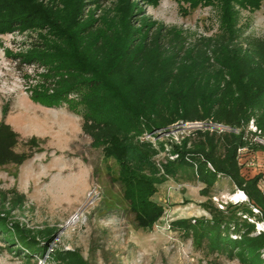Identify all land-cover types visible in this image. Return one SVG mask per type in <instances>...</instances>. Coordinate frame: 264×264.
<instances>
[{
    "label": "trees",
    "instance_id": "1",
    "mask_svg": "<svg viewBox=\"0 0 264 264\" xmlns=\"http://www.w3.org/2000/svg\"><path fill=\"white\" fill-rule=\"evenodd\" d=\"M146 1L156 4L158 0ZM176 1L182 9L197 3L216 4L223 9V22L235 13L232 3L264 7V0ZM83 7L82 0H77L62 14L54 0H0V33L43 32L30 51L16 55L21 63L45 68L50 91L34 93V98L49 107L66 101L71 107L76 102L83 105L81 129L92 147L116 159L118 180L131 197L135 220L142 229L153 227L163 213L162 205L152 197L166 175L195 179L202 184L200 194L207 197L200 206L208 216L177 218L171 227L191 237L197 248L204 245L209 252L240 264H264V231L256 228L257 222L264 223V189L259 187L264 174L245 177L238 160V149L245 146L264 152L263 145L251 143L246 135L251 119L264 133V38H240L228 22L217 35L192 41L175 27L159 25L147 30L146 26L154 24L146 21L140 26L124 21L121 27L100 28L92 19L84 20ZM73 95L76 102L69 99ZM206 119L240 130L194 129L170 149L162 142L155 146L141 138L145 131L179 121ZM40 142L35 137L23 139L0 120V166L22 164ZM19 143L25 151L15 149ZM161 151L166 175L158 174L153 160ZM223 178L242 190L247 200L219 209L211 196ZM9 192L0 191V232L22 264H36L47 254L51 264H89L76 248L58 246L47 251L57 230L53 226L35 231L18 223L9 227L8 205L12 208L25 200L23 194L12 191L10 197Z\"/></svg>",
    "mask_w": 264,
    "mask_h": 264
},
{
    "label": "rangeland",
    "instance_id": "2",
    "mask_svg": "<svg viewBox=\"0 0 264 264\" xmlns=\"http://www.w3.org/2000/svg\"><path fill=\"white\" fill-rule=\"evenodd\" d=\"M76 1L54 0V4L64 14ZM82 4L84 20L92 19L97 27H121L124 21L140 26L146 21L154 24L146 26L147 30L153 31L159 25L175 27L188 41L217 35L228 22L222 21V7L207 2L185 9L176 0H158L156 4L146 0H82ZM231 8L235 13L228 23L240 38H264L261 3H232ZM40 33L43 32L29 29L0 33V120L9 123L23 139L35 137L41 141L33 148V156L22 164L0 166V191L25 196L21 205H8L7 225L18 223L33 231L53 226L57 230L47 251L58 246L76 248L89 264H240L236 259L209 252L204 245L197 248L191 237L171 227V221L177 218L207 217L200 206L207 197L200 194L199 181L164 173V151L153 157L160 169L158 174L166 177L152 197L162 205L163 213L153 227L138 226L131 197L118 180L116 159L104 155L102 148L92 147L90 137L81 129L84 107L76 102L78 98L69 96L76 102L73 107L67 101L49 107L34 98V93L50 91L45 85V68L21 63L16 55L30 51ZM193 126L176 122L162 132L158 142L170 147V135L191 133ZM246 135L251 140L254 137L249 130ZM15 149L25 151L26 147L19 143ZM263 157L261 149L245 152L241 157L243 175L264 174ZM235 192L231 181L223 178L212 195L227 199V203L240 202L242 196ZM211 201L217 206L216 201ZM2 236L0 232V264H22ZM47 257L48 254L44 259L39 257L36 264H51Z\"/></svg>",
    "mask_w": 264,
    "mask_h": 264
},
{
    "label": "built area",
    "instance_id": "3",
    "mask_svg": "<svg viewBox=\"0 0 264 264\" xmlns=\"http://www.w3.org/2000/svg\"><path fill=\"white\" fill-rule=\"evenodd\" d=\"M182 122V121H181ZM186 124H193V130L194 129H207L209 131H215L216 133H225V132H234V133H238L239 132V128H236V127H232L230 125H227V124H224V123H221V122H216V121H213L211 119H206V120H203V121H186ZM169 128V127H168ZM168 128H161V129H156V130H153V131H145L141 138L142 139H146V140H149L152 142L153 145L157 146L158 145V140L160 139V135L162 134V132L164 131H167ZM250 131V134H254V137L250 140L251 143L253 144H256V145H263L264 146V133L255 125L253 119H251L249 121V123L247 124L246 126V131ZM189 133L185 134V135H188ZM185 135H175V134H172V136L170 135V147H167V145L164 144V148L165 149H170L172 147L173 144H178L180 143L181 139L185 136ZM248 151V147L245 146V147H242V148H239L238 149V154H239V157H238V160H239V163L241 164V157L243 156V154L245 152ZM176 156V154H173V155H170V158H174ZM251 163V162H249ZM208 166L211 168V165L208 164ZM243 174V173H242ZM264 183V181H260L259 182V187L263 188L262 187V184ZM239 193L241 196H242V199L240 201H246L247 198H246V195L244 194V192L238 188H236V192L234 194H237ZM211 198L216 201V204L217 206L220 208V209H223L224 206L227 204V199H221L217 197V195H212ZM237 202V201H236ZM252 209L255 211V212H258V209L255 208V207H252ZM256 228H257V231H264V223L263 222H260V225L258 223H256Z\"/></svg>",
    "mask_w": 264,
    "mask_h": 264
}]
</instances>
